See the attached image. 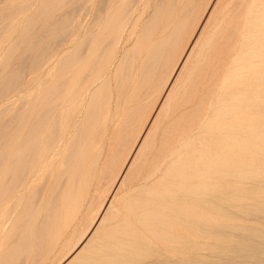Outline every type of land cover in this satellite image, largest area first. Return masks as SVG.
Returning a JSON list of instances; mask_svg holds the SVG:
<instances>
[{
  "label": "bare ground",
  "instance_id": "1",
  "mask_svg": "<svg viewBox=\"0 0 264 264\" xmlns=\"http://www.w3.org/2000/svg\"><path fill=\"white\" fill-rule=\"evenodd\" d=\"M248 1L214 2L216 15L212 13L214 10L209 12L211 17L215 15L213 31L216 36L210 41L197 46L194 28L181 51L182 60L166 78L168 87L176 85L177 76L186 68L193 48L197 49L195 64L191 61L193 65L186 68L183 81L175 86V95L172 98L169 94L164 96L166 99L158 113L162 112L165 122L155 128L156 131L160 129L159 134L146 133L148 140L143 142H147L148 152L145 151V157H139L135 173L119 177L118 187L127 181L136 189L141 187L148 191L165 175H171L179 180L183 191L198 192L199 186H203L205 192L216 191L215 197L229 201L232 182H241L249 174L248 158L264 150L261 130L264 125V69L242 79L250 81L248 88H253L254 94L245 91L234 99H219L218 108L212 110L215 96L223 97L222 90L228 94L230 86L237 84L240 74L237 71L243 60L241 49L263 32L261 12ZM234 3L237 4L234 6ZM195 4L196 0H78L67 11L66 28L63 34L55 36L50 59L40 63L34 90L27 92L28 85H25L19 92L23 96L17 108L4 122V118L1 120L0 204L20 207L22 211L30 198V208L34 209L44 190H48L49 195L56 190L51 202L56 207L65 191L70 197L74 196L84 173L95 171L99 165L108 172L111 170L112 163L124 150L123 145L130 141L129 131L139 117L143 99L157 88L163 68L176 54L178 41L188 28ZM28 55L22 56L19 68L26 64ZM208 72H211L209 76ZM20 74L17 75L20 78L16 77L19 82ZM174 75L177 76L174 78ZM7 76L9 79L10 75ZM12 81L10 85H15V80V83ZM5 90L0 92V98L6 96L8 91ZM223 115L227 117L225 122L207 127V119ZM202 131L209 134V142L204 144L199 141ZM195 139H199L201 148L193 147L194 142H198ZM93 149L96 150L93 152ZM132 159L136 158L132 156ZM200 164L206 171L197 167ZM192 182L191 187L185 186ZM109 205L105 206L109 208ZM211 211L212 208H208L199 217L211 220L214 217ZM35 215L34 210L28 213L31 218ZM142 216L146 218L147 211ZM78 252L68 254L63 264H68Z\"/></svg>",
  "mask_w": 264,
  "mask_h": 264
},
{
  "label": "rangeland",
  "instance_id": "2",
  "mask_svg": "<svg viewBox=\"0 0 264 264\" xmlns=\"http://www.w3.org/2000/svg\"><path fill=\"white\" fill-rule=\"evenodd\" d=\"M77 1L0 0V65L4 64L3 70L0 71V81H5L9 77L7 74L10 75L5 84L0 82V92H3V89L8 91L6 96L0 98V115L2 116L0 121L4 118L2 120L4 122L7 116H10L17 108L23 96L19 92L27 85L25 88L27 92L34 90L36 77L38 78L39 75L38 67L41 62L50 59L52 42L56 41L55 36L58 37L60 32L63 34L69 16L67 11ZM196 1L188 28L178 41L176 54L171 56L169 63L163 68L162 78L157 88L143 99L139 117L133 129L129 131L130 141L127 139L129 144L127 142L125 146L123 145L122 150H124L117 156L118 161L115 160L112 163L111 170L108 172V169L104 168L106 172L99 165L95 171L84 173L74 196L70 197L68 191H65L62 200L60 199L59 204L56 205L57 208L52 204L56 190L50 195L48 190H44L34 204V209L30 208L32 200L30 198H28L30 201H27L29 206L24 203L27 208L24 209L22 206V211L20 207L0 204V264H63L68 254L77 251H79L78 255L75 254L68 264H264V150L248 158L249 174L241 182H232L229 201L215 197L216 191L205 192L203 186H199L198 192L183 191L182 184L171 175H165L161 182H158L159 184L153 185L151 192L146 188L136 189V186L127 181V184L124 182L123 185L117 186L119 177L121 178L123 174L130 177L132 173H135L134 170L140 163L139 157H143L148 152L147 142L145 143L148 140L146 133L150 131L149 134H159L160 129L156 131L155 128L157 124L165 122L162 112L158 113L166 99L164 96L169 94L172 98L175 95L176 87L183 81L186 74V68L195 64L197 49L193 48L186 68L180 73L178 68L176 73L179 75H174V78L177 76L176 87H168L166 78L171 74L175 64L182 60L181 51L190 34L195 28L194 37L198 41L197 46L216 36L213 31L216 15L213 6L216 0ZM236 4L234 3V6ZM248 4L259 13L261 12L260 22H262L263 32L241 49L243 60L237 71V74L240 71L237 84L230 86L228 94L222 90L223 97L220 94L215 96L212 110L218 108L219 99H225L224 101L234 99L244 95L245 91L254 94L255 90L248 88L250 81L244 82L242 79H247L251 74L264 69V0L253 2L250 0ZM212 10L215 15L211 17ZM55 20H57L56 24ZM249 29L251 30L250 26ZM253 30L256 28L253 27ZM39 50H42L40 56L37 55ZM26 53L31 56L28 55V58L24 59L26 64L24 62L25 65L19 68L18 63L20 64V59H23L22 56H26ZM4 69L7 70L4 71ZM210 74L211 72H208V76ZM14 80L16 86L11 84L12 88L9 87L10 81L13 83ZM226 89L229 90V88ZM223 104L222 102L221 105ZM3 108L5 110L1 112ZM225 117L223 115L215 119H207V127L211 128L220 122H225L227 119ZM2 121L0 122L1 131ZM261 130L264 145V125ZM199 135H202L200 140L198 139L201 143L203 142L202 144L209 142V134L205 135L202 131ZM199 141L194 142L196 145L193 144V147L201 148ZM95 150L93 149V152ZM132 156L136 158V161L132 159ZM147 157L150 158V155ZM197 167L204 170L202 164ZM209 182L213 181L209 180ZM192 184L193 182L187 183L185 186L191 187ZM203 199L206 203L202 201ZM105 205H109V208ZM208 208L213 210L211 211L214 213L213 219H201L199 215H204ZM32 210L36 215L31 218L28 213L30 214ZM146 211L147 217L142 219V213ZM23 220L25 223L22 224Z\"/></svg>",
  "mask_w": 264,
  "mask_h": 264
}]
</instances>
